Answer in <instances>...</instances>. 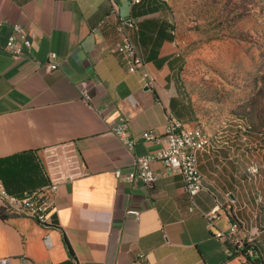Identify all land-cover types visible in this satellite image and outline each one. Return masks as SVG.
I'll list each match as a JSON object with an SVG mask.
<instances>
[{
  "label": "crops",
  "instance_id": "0c3cea01",
  "mask_svg": "<svg viewBox=\"0 0 264 264\" xmlns=\"http://www.w3.org/2000/svg\"><path fill=\"white\" fill-rule=\"evenodd\" d=\"M118 19L137 22L131 37L154 78L151 87L140 71L129 73L113 52ZM0 23L4 189L17 197L44 189L42 149L58 143L76 141L85 170V176L59 184L46 226L0 211V259L11 258L12 264H129L142 256L146 264H247L240 248L251 241L264 264V213L256 202L257 195L264 199V149L257 147L264 138L247 131L244 120L215 124L198 119L180 81L167 0H0ZM11 25L32 35L30 47L18 58L2 50ZM49 52L57 54L54 72L35 63ZM84 92L94 109L82 100ZM170 116L201 126L210 139L197 155L203 188L193 212L181 176L159 162L152 163L159 177L149 191L113 175L130 169L133 157L160 150L163 143L146 142L142 134L163 135ZM121 117L134 142L131 152L108 131ZM251 162L262 167L256 179L246 170ZM130 208L140 209L139 219L127 215ZM232 220L240 223L234 239L228 236Z\"/></svg>",
  "mask_w": 264,
  "mask_h": 264
},
{
  "label": "rangeland",
  "instance_id": "374dc122",
  "mask_svg": "<svg viewBox=\"0 0 264 264\" xmlns=\"http://www.w3.org/2000/svg\"><path fill=\"white\" fill-rule=\"evenodd\" d=\"M167 1L180 81L198 119L244 120L264 138V0ZM257 147L264 149V142ZM259 209L264 213V199Z\"/></svg>",
  "mask_w": 264,
  "mask_h": 264
},
{
  "label": "built area",
  "instance_id": "2783aa9c",
  "mask_svg": "<svg viewBox=\"0 0 264 264\" xmlns=\"http://www.w3.org/2000/svg\"><path fill=\"white\" fill-rule=\"evenodd\" d=\"M138 1L132 0V3H138ZM111 14H114V9H111ZM109 18L110 15H107L101 25H105ZM136 29L137 22L135 20L129 19L125 22L118 19L114 26L116 40L113 52L120 58L129 73L140 71L145 86L151 87L154 84V78L145 69L143 56L131 37V31ZM31 38L32 35L21 26L11 25L2 45V50L12 57H21L25 48L30 47ZM56 59L57 54L49 52L44 61L36 60L35 63L37 65L43 64L48 72H54L59 66ZM82 100L87 107L94 109L91 98L85 92L82 94ZM127 126V120L121 117L110 125L108 131L119 139L128 152H131L134 142L127 135ZM142 138L146 142H161L163 145L155 155L133 157L131 168L125 172L120 169L115 170L113 172L114 177L129 184H140L149 191L155 186L159 177V174L153 169L152 163L159 162L166 171L181 176L190 203L188 210L193 212L194 198L203 188V175L198 167L197 155L210 145L207 133L201 126L192 125L170 116L166 122L163 135H156L150 130L145 131ZM42 154V167L47 178L46 187L40 191L17 197L8 194L0 181V211L29 217L38 224L46 226L48 225V214L53 207L59 184L85 176V170L82 167L76 141H67L44 147ZM261 169L262 167L256 162H251L246 168L251 179H256L260 175ZM261 201V197L257 195L256 202ZM126 213L133 216L134 219H139L141 211L137 208H130ZM211 224L209 222V226ZM239 227L240 223L237 221L230 223L228 236L231 239H234ZM221 236H223L222 233L217 234V237ZM43 241L47 247L50 246L47 237ZM250 243L251 241L247 244ZM248 254H251V251L248 250ZM0 264H12V260L11 258H1ZM129 264L146 263L144 257L140 256Z\"/></svg>",
  "mask_w": 264,
  "mask_h": 264
},
{
  "label": "trees",
  "instance_id": "16d2710c",
  "mask_svg": "<svg viewBox=\"0 0 264 264\" xmlns=\"http://www.w3.org/2000/svg\"><path fill=\"white\" fill-rule=\"evenodd\" d=\"M139 2H140V0L138 1V3ZM247 131H248V128H247ZM232 221H236V220H232ZM63 240H64V243H65L68 251L71 253V249L69 247V244H68L66 238L63 237ZM248 250L251 251V254H248ZM240 253L244 257L245 263H247V264H263L262 257H261L259 250L254 245H252L251 243L250 244H247V243L244 244L240 248Z\"/></svg>",
  "mask_w": 264,
  "mask_h": 264
}]
</instances>
